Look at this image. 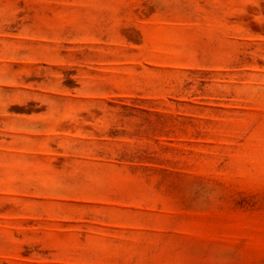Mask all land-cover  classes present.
<instances>
[{"label": "rangeland", "instance_id": "obj_1", "mask_svg": "<svg viewBox=\"0 0 264 264\" xmlns=\"http://www.w3.org/2000/svg\"><path fill=\"white\" fill-rule=\"evenodd\" d=\"M0 264H264V0H0Z\"/></svg>", "mask_w": 264, "mask_h": 264}]
</instances>
